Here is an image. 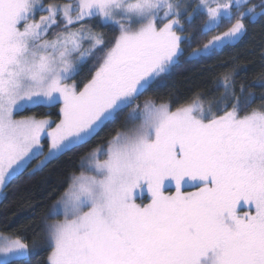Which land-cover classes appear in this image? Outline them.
<instances>
[{"label":"snow or ice","instance_id":"obj_1","mask_svg":"<svg viewBox=\"0 0 264 264\" xmlns=\"http://www.w3.org/2000/svg\"><path fill=\"white\" fill-rule=\"evenodd\" d=\"M92 20L118 34L107 39ZM262 21L264 0H0V189L44 155L43 136L48 154L33 172L129 109L134 124L71 178L52 213L63 219L47 225L46 264H264V93L237 92L229 73L215 101L138 103L182 57L210 59ZM57 104L58 122L17 118ZM34 250L0 234V264H29Z\"/></svg>","mask_w":264,"mask_h":264},{"label":"trees","instance_id":"obj_2","mask_svg":"<svg viewBox=\"0 0 264 264\" xmlns=\"http://www.w3.org/2000/svg\"><path fill=\"white\" fill-rule=\"evenodd\" d=\"M45 3H67L68 0H44ZM206 19L200 16L185 25L188 33H197ZM97 31H103L107 39L118 34L103 27L97 20L88 22ZM225 24L220 31L226 29ZM209 37L197 39L203 43ZM191 49L186 48L185 56ZM95 64L94 58H88L75 77L81 84L86 82L89 70ZM232 74L237 92L241 85L257 97L264 93L258 86L264 78V21L253 23L248 27L247 36L235 47L225 48L210 59L199 63H187L181 58L172 73L159 80L138 101L143 105L145 99H154L157 103L168 102L175 108L181 103L190 102L199 94L206 100H217L223 93L217 85L224 75ZM259 100H257V104ZM255 106V105H254ZM128 111L121 113L113 122L106 124L89 142L77 145L71 150L50 160L42 170L33 172L44 159L48 150L44 141V155L33 158L23 169L22 174L12 177L3 189L0 200V233L15 238L20 236L29 246L35 244L29 264H46L50 249L47 245L45 226L50 211L69 189L71 178L83 170L82 161L96 148L106 146L107 141L119 131L129 128ZM34 115L59 121V105L54 107H30L19 113L17 118ZM54 127V125H53ZM46 222V223H45Z\"/></svg>","mask_w":264,"mask_h":264},{"label":"rangeland","instance_id":"obj_3","mask_svg":"<svg viewBox=\"0 0 264 264\" xmlns=\"http://www.w3.org/2000/svg\"><path fill=\"white\" fill-rule=\"evenodd\" d=\"M68 2H71V0H68ZM188 3H190V4L194 7L195 4L197 3V0H188ZM189 11H191V8H189ZM39 15H40V14L37 15V19L39 18ZM48 38H49V39L52 38L51 33H50V35H49ZM85 47H87V44H85ZM18 119H19V118H18ZM139 123H140L139 120L135 121V125H139ZM133 126H134L133 122H130V124H129V128H128L127 130L131 129ZM127 130H126V131H127ZM44 141H47V144H48V150H49V144H50L49 139H48L46 136H43L42 139H41V146H42V151H43V153H44ZM105 147H106V146H105ZM48 150H47L46 155L48 154ZM46 155H45V156H46ZM34 158H35V157H34ZM32 159H33V158H32ZM32 159H31V160H32ZM31 160H29L28 163H29ZM28 163H27V165H28ZM14 176H15V175H13L12 177H14ZM12 177H10L9 180H10ZM3 189H4V188H3ZM3 189H0V200H1V198H2ZM184 190H185V191H194L195 189H192V188H185ZM169 191L174 192V191H175L174 186H173ZM60 200H61V199H60ZM60 200H59V201H60ZM57 202H58V201H57ZM57 202L54 204L53 208L50 210V211H52V212L50 213L51 217L49 216L48 222H47V224H46V226H45L46 236H47V225H49L50 223H53V222H54L55 220H57V219H63V216H62V215H60V216H54V215H52V213L54 212L55 206L57 205ZM137 202H141V201L138 200ZM143 202H144V203H147V202H148L147 197H146V194H145V198H144ZM247 210H248V209H247L246 206H245V207H241V208L238 209V211L240 212L241 215H243V213H244L245 211H247ZM45 223H46V222H45ZM0 234H1V233H0ZM12 238H13V237H12ZM30 248H34V249H36V245L33 244V245L30 246Z\"/></svg>","mask_w":264,"mask_h":264}]
</instances>
